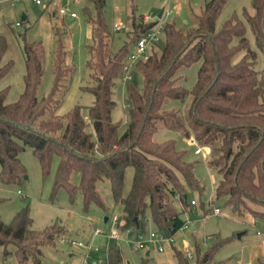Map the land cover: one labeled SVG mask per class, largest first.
<instances>
[{
	"label": "trees",
	"instance_id": "16d2710c",
	"mask_svg": "<svg viewBox=\"0 0 264 264\" xmlns=\"http://www.w3.org/2000/svg\"><path fill=\"white\" fill-rule=\"evenodd\" d=\"M250 2L253 12L244 10L243 17L261 48L264 0ZM93 3V16L90 9L84 8L91 24V40L86 59L90 80L83 88L93 95L85 113L80 104L58 111L75 71L61 38H56L53 49L52 86L47 94L38 96L44 48L40 40H27L21 34L23 90L14 101H7L8 86L0 88L1 181L10 183L22 177L25 168L19 153L29 146L44 175L53 158H58L54 189L63 186L70 197L80 190L85 209L90 202L106 209L96 187L105 177L114 200L121 204L122 227L145 231L148 210L157 230L172 236L186 221L181 212L191 205L186 188L201 189L202 185L194 175L193 162L184 159L185 151L176 148L175 139L154 138L163 125L178 128L186 137L192 134L200 145L210 148L209 166L220 175L215 188L217 199L224 198L240 214L249 210L264 216V211L247 204L251 200L264 206V64L260 70L254 67L257 54L245 36L244 21L233 14L216 26L225 0H206L189 28L165 22L159 50L157 44L153 45L147 59L134 66L142 75V88L128 80L125 84L129 122L118 133L119 123L111 117L115 79L123 77L124 65L138 37L156 22L136 16L132 4L130 29L123 34L121 30L110 31L103 18V0ZM110 34L121 40L118 46ZM6 47V38L0 34V79L12 65L11 60L2 61ZM196 61H200L197 78L188 90L180 83L182 71ZM187 98L184 115L177 108L166 107L169 100L184 102ZM127 166H132L134 173L130 190L122 196ZM73 171L79 173L77 184L70 180ZM31 223L27 208L19 210L10 222L0 218L3 259L13 254L18 264L38 262L40 247L60 234L57 224L35 232ZM225 242L217 240L204 252L197 250L194 264H210L217 248ZM175 256L178 264H190L181 250L175 249ZM103 264H127L122 248L109 245Z\"/></svg>",
	"mask_w": 264,
	"mask_h": 264
},
{
	"label": "rangeland",
	"instance_id": "374dc122",
	"mask_svg": "<svg viewBox=\"0 0 264 264\" xmlns=\"http://www.w3.org/2000/svg\"><path fill=\"white\" fill-rule=\"evenodd\" d=\"M206 0H103V18L110 31L118 23L121 33L130 29L129 19L126 16L132 2L136 4V16L150 14L151 19L159 22H174L176 26L187 29L194 25L195 14ZM74 6V8L71 7ZM59 6L65 7L68 12L60 14ZM90 9L95 14L93 0H0V34L7 41V47L2 61H12L8 72L0 79V88L8 86L6 100L14 101L23 90L24 54L22 49L21 34L27 40H40L44 48L43 73L38 86V96L47 94L52 86V57L59 36L68 51V58L74 63L75 71L71 77L69 88L63 96V103L58 111H65L75 104L82 106L85 113L87 106L92 102V93L83 88L89 83L87 44L90 42V29L87 13L84 8ZM75 10L76 16H71L70 11ZM252 13L250 0H225V3L216 19L219 26L226 18L236 14L243 21V11ZM53 11H55L53 13ZM162 11L159 18L158 13ZM24 16V17H23ZM18 22V24H16ZM64 23V24H63ZM245 23V36L250 47L256 52L255 69L260 70L264 64V45L259 48L254 39L250 26ZM66 29V31H64ZM119 34V33H118ZM114 37H113V36ZM110 34L118 46L121 40ZM164 42V32H159L157 47ZM147 51L150 47L147 46ZM242 52L235 55L236 61ZM200 61L193 62L184 68L180 83L190 90L194 85ZM133 82L139 89L143 86V78L134 66L130 68ZM126 80L116 78L112 97L115 106L111 111L112 120L117 121L118 133H122L129 122V99L125 91ZM189 105V99L181 102L178 99L169 100L167 108H177L184 115ZM190 137L194 136L191 134ZM157 141L173 138L176 148L184 150V159L193 162L194 175L200 181L202 188H186L187 201L194 200V204L181 212V216L188 220L173 235L172 244L166 243L163 251L156 250L152 245L140 246L137 249L125 241V227H122V207L114 200L110 184L103 177L96 183L106 209L94 202H90L87 209L83 207L82 194L77 190L70 197L68 190L63 187L54 189V179L58 167V158L54 157L49 172L44 175L38 158L29 146H25L19 153V159L25 168V173L14 182L4 183L0 178V218L10 222L13 216L22 208H27L32 218L31 229L42 232L47 226L57 224L60 234L55 236L52 243L44 244L41 248L40 260L29 261L28 264H87L95 263L98 258L105 255L109 245L117 244L122 248L123 258L128 264H178L175 249L188 248L192 254L190 264H194L197 250L204 252L217 240L226 242L217 248L210 264H264V245L261 244L257 230L264 233V216L254 214L249 210L238 213L224 202V198L215 197V188L219 180V173L209 166L208 153H196L194 149L199 142L190 141L181 130L176 127L159 126L154 133ZM134 173L132 166L125 169L124 182L121 195L125 196L130 190ZM73 184L79 181V173L73 171L70 175ZM247 204L257 211H264V206L251 200ZM179 207L182 208L180 205ZM213 207L219 208V213H213ZM108 220L105 221L104 217ZM118 217L117 223H112L111 218ZM193 226V229L190 227ZM95 228L102 229V233L92 237ZM112 228L119 232V238H110L108 233ZM144 230H157L151 220L149 211L145 215ZM238 234H240L238 236ZM71 238L74 242L62 241L61 238ZM88 244L90 241L99 248L98 251H88L85 246L77 245V241ZM149 250V254H146ZM0 264H18L15 256L3 259Z\"/></svg>",
	"mask_w": 264,
	"mask_h": 264
},
{
	"label": "built area",
	"instance_id": "2783aa9c",
	"mask_svg": "<svg viewBox=\"0 0 264 264\" xmlns=\"http://www.w3.org/2000/svg\"><path fill=\"white\" fill-rule=\"evenodd\" d=\"M34 1L39 2V0H34ZM51 1H52V3H54V0H51ZM74 1H77V0H74ZM58 12L60 14H63V13L67 12V9L62 6V7L58 8ZM70 15L75 16L76 13L74 11H70ZM149 19H150V14L143 16V21H148ZM16 24H18V22H16ZM163 25L164 24L162 22H159V23L155 24L153 27L146 29L138 37V39L135 42L134 49L131 52V54L129 55V57L127 58V61L124 65V73H123V77H122L123 80L127 81V80H130L132 78V73L130 72V68L132 66H135V64L139 60L144 61L147 59L150 51H147L146 48H147V46H149L151 49L153 45L157 44L158 39H159V32L163 31ZM114 29L115 30H121V27L117 23L115 25ZM85 118L87 120H89L86 116H85ZM189 139L192 142H197L196 139L193 137H189ZM206 147L207 146H202V145L198 144L197 147L194 149V151L196 153H200V152L208 153L206 151ZM176 196H178V195L176 194ZM190 203L192 205L195 202L193 199H191ZM212 212L216 213V214L219 213V208L213 207ZM111 222L112 223H118V217L113 216L111 218ZM102 232H103L102 229L95 228L92 232V237L100 235ZM125 232H126L125 241L133 249H137L140 246L152 245L156 250L163 251L164 245L166 243L172 244V241H173L172 236H168L163 231H160V230L140 231V230H133V228L131 226H129V227L125 228ZM256 234L259 236L261 244L264 245V233L260 230H257ZM108 237L118 239L119 238L118 230H116V228H112L111 231L108 233ZM61 240L62 241H68V242H74V240H72L71 238L65 239V237H62ZM77 245L85 246L89 252L92 250L93 251L99 250V248L97 246H95L92 243V241H90L88 244H85L84 242L79 240V241H77ZM183 251L189 259L192 258V254H191L190 250H188V248H185ZM105 254H106V252H105ZM85 263L89 264V262H85ZM103 263H104V257H102V258L97 257V260L94 264H103Z\"/></svg>",
	"mask_w": 264,
	"mask_h": 264
},
{
	"label": "crops",
	"instance_id": "0c3cea01",
	"mask_svg": "<svg viewBox=\"0 0 264 264\" xmlns=\"http://www.w3.org/2000/svg\"><path fill=\"white\" fill-rule=\"evenodd\" d=\"M12 1V0H11ZM74 1V0H73ZM77 1H79V0H77ZM135 5V7H136V4L134 3V2H132L131 4H130V6H129V11H128V14H127V16H126V21L129 19V15L131 14V5ZM59 7H62V6H59ZM71 7L72 8H74V6L73 5H71ZM72 11H74V12H76L75 10H72ZM55 11H53V13H54ZM67 12H68V10H67ZM66 12V13H67ZM70 13V12H69ZM64 14V13H63ZM144 15H147V14H144ZM144 15H141L142 16V18H143V16ZM161 15H162V11H160L159 13H158V17L160 18L161 17ZM76 16V15H75ZM24 17V16H23ZM148 21H155L156 22V24L157 23H159V21L158 20H155V19H151V17H150V19L148 20ZM163 23V22H162ZM165 23V22H164ZM163 23V24H164ZM64 24V23H63ZM89 29H90V36H91V24H90V22H89ZM64 31H66V29H64ZM108 220V217H107V219H106V221ZM188 220H186L185 221V223L184 224H186V222H187ZM191 229H193V226H191L190 227ZM146 254H149V250H146ZM126 263L128 264V262L126 261Z\"/></svg>",
	"mask_w": 264,
	"mask_h": 264
},
{
	"label": "water",
	"instance_id": "95a60500",
	"mask_svg": "<svg viewBox=\"0 0 264 264\" xmlns=\"http://www.w3.org/2000/svg\"><path fill=\"white\" fill-rule=\"evenodd\" d=\"M209 150H210V148H209V147H206V151L209 152ZM106 219H107V216L104 217V220H105V221H106ZM239 235H240V234H238V236H239Z\"/></svg>",
	"mask_w": 264,
	"mask_h": 264
}]
</instances>
